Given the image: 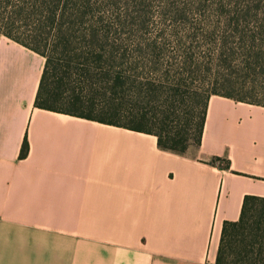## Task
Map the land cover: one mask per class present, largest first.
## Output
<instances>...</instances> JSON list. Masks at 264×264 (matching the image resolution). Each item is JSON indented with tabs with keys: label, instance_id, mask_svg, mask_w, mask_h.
Returning <instances> with one entry per match:
<instances>
[{
	"label": "crops",
	"instance_id": "crops-1",
	"mask_svg": "<svg viewBox=\"0 0 264 264\" xmlns=\"http://www.w3.org/2000/svg\"><path fill=\"white\" fill-rule=\"evenodd\" d=\"M44 66L0 38V264H215L223 224L264 198V108L211 97L200 146L179 156L36 108Z\"/></svg>",
	"mask_w": 264,
	"mask_h": 264
},
{
	"label": "trees",
	"instance_id": "trees-1",
	"mask_svg": "<svg viewBox=\"0 0 264 264\" xmlns=\"http://www.w3.org/2000/svg\"><path fill=\"white\" fill-rule=\"evenodd\" d=\"M1 36L45 59L36 108L171 154L200 146L213 96L264 108V0H0ZM215 264H264V198L223 224Z\"/></svg>",
	"mask_w": 264,
	"mask_h": 264
},
{
	"label": "rangeland",
	"instance_id": "rangeland-1",
	"mask_svg": "<svg viewBox=\"0 0 264 264\" xmlns=\"http://www.w3.org/2000/svg\"><path fill=\"white\" fill-rule=\"evenodd\" d=\"M1 38H6V37H4V36H1ZM7 39V38H6Z\"/></svg>",
	"mask_w": 264,
	"mask_h": 264
}]
</instances>
